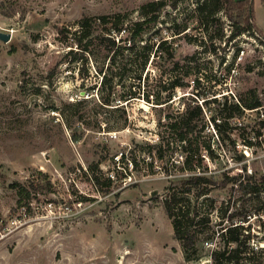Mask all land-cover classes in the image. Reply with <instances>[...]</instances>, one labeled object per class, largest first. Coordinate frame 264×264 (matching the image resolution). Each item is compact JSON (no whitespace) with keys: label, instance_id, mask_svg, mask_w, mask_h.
Segmentation results:
<instances>
[{"label":"rangeland","instance_id":"1","mask_svg":"<svg viewBox=\"0 0 264 264\" xmlns=\"http://www.w3.org/2000/svg\"><path fill=\"white\" fill-rule=\"evenodd\" d=\"M154 1L159 0H0V32L12 36L0 40V264H217L212 254L225 247L222 227L243 222L253 237L264 234V193L242 196L224 185L209 201L197 203L199 218L209 222L195 228L199 258L188 261L163 205L173 192L169 188L179 190L178 180L190 175L164 117L176 116L195 100L208 121L218 104L205 101L237 102L252 89L264 104V0H253L259 31L227 46L214 40L215 52L209 36L230 34L225 14L205 35L196 13L203 0H184L177 10L162 13L145 40L155 47L167 40L165 48L181 59L183 87L169 106L153 104L151 95L171 81L167 74L160 78V66L167 73L172 68L167 55L151 57L142 79L138 67L129 69L114 87L112 106L102 105L98 93L97 71L109 62L100 40L88 60L66 56L77 49L65 43L59 29L73 30L86 16L136 20L141 7ZM175 28L186 31L175 35ZM104 30L99 27L95 35ZM131 89L136 98L119 101ZM263 120L264 109L246 111L228 121L222 140L205 126L194 141L213 142L215 155L204 153L196 173H226L241 181L264 177V136L253 139L264 133ZM160 136L165 144L171 141L163 159L151 147ZM250 140L255 145L248 148L244 143ZM260 241L254 237L247 244L248 259L239 264L263 261Z\"/></svg>","mask_w":264,"mask_h":264},{"label":"trees","instance_id":"2","mask_svg":"<svg viewBox=\"0 0 264 264\" xmlns=\"http://www.w3.org/2000/svg\"><path fill=\"white\" fill-rule=\"evenodd\" d=\"M182 1L184 0H174L172 5H169L164 0L146 3L141 7L139 18L136 20H130L127 16L126 18L120 14L112 17L86 16L76 23V27L73 30L67 27L59 29V34L65 38V43H71L77 49H70L66 53L67 57H71L72 62H78L82 59L88 60L89 57H93V46L97 40H100L102 44L100 46L104 47L109 62L106 67L99 68L97 71L98 75L102 76L100 87L98 88V93L102 97V105H113L115 101L112 99L114 89L127 76L129 69H133L135 66L136 68L138 67L139 79H142L143 72L146 70L151 57L159 60L164 55H167V59L172 61V68L167 73L163 72L162 66H160V78L167 74L171 77V81L169 84L161 83V86H159L161 90L154 92L153 89L151 95L155 99L153 104L166 106L172 104L171 101L173 100L175 91L183 87L182 79L184 76H180L183 69L181 59L176 60V54L173 49L169 50L165 48L168 42L167 40L162 41L155 47V44H149L145 38L156 27L162 13L168 7L177 10L179 3ZM196 13L200 28L205 35L209 33L210 26L219 22L217 16L221 13L226 15L231 24L229 36L224 35L223 32L216 38L209 36V40L212 42L213 52L217 49V42L214 43V40H218V42L224 41L225 46H227L244 34L253 36L255 32L257 33L259 31L254 23L253 0H203L197 3ZM99 27H104L105 30L95 35V31ZM172 31L174 33V30ZM185 31V29L180 30L175 28V35H179ZM154 33L158 35L157 30ZM218 47H220L219 44ZM183 59H186V62L190 61V56L184 57ZM162 93L166 94L162 96ZM134 98H136V91L133 92L131 89L128 94L126 93L121 96L119 101L128 102ZM205 103L218 104L216 108L210 111L208 121H205L207 114H205L203 108L195 100L190 104H186L184 110L178 112L176 116L167 114L164 117V120L167 121L164 128L171 136H174L181 153L186 155L184 168L190 171L189 176L178 180V184L180 185L179 190L169 188L173 192L170 193V196L163 204L166 214L172 221L175 238L181 243L188 261L199 258L196 255H198L199 244L201 242L198 238L199 232L195 228H197V225L209 222V219L206 217L199 218V210L196 207L200 199L204 198L203 200L209 201V196L214 189L224 188V185L229 184L232 185V190L240 191L242 196L252 194L257 196L264 193V177L256 180L253 176H250L244 181H241V176L229 177L226 173L218 176H208V174L201 173V171L196 173V170H201L203 166L202 155L204 153L205 156L207 155L209 157L215 155L213 142H204L203 145H198V141H194L196 134L202 133L204 127L210 125L216 132L217 138L219 140L220 138L221 140L224 139L223 135L227 132L229 120L242 118L246 111H260L264 109V104L258 96L257 90H249L244 96L238 98L237 102H228L225 98V102L219 103L215 98L210 101H205ZM260 125L261 130L264 131V120ZM262 136H264V133L257 132L253 139L258 140ZM262 140L264 141V137ZM170 142L167 140L165 144V138L162 136L159 142L151 145L152 149L156 150L158 158L163 159L165 157V153L170 150ZM233 145L234 152L237 153L236 146L235 144ZM244 145L251 148L255 143L253 140H250L249 142L245 141ZM91 170L94 171L93 167H91ZM219 181H221V184ZM22 190L26 192L25 189ZM192 197L195 199V204H192ZM235 217V214L230 216L232 222ZM245 231V226L240 224V222H233L229 226L221 228L222 233H220V237L225 247L223 250L216 251L212 254L217 264H239L241 260L248 259L244 256V253L249 250L247 244L249 239H251V235H246ZM257 264H264V259L263 261H258Z\"/></svg>","mask_w":264,"mask_h":264},{"label":"built area","instance_id":"3","mask_svg":"<svg viewBox=\"0 0 264 264\" xmlns=\"http://www.w3.org/2000/svg\"><path fill=\"white\" fill-rule=\"evenodd\" d=\"M260 217L261 218H263V215L262 214H260ZM264 219V218H263ZM241 224L243 225V226H245V224L246 223H243V222H241ZM246 227V226H245ZM245 234L246 235H251V239H249V241H248V243H251V240L252 241H254V237H256V239H260L261 241V243H260V249H261V251H260V253L259 252H256L257 254L259 253L261 256H264V240H263V238H264V234L263 233H257V235H254V237H253V234H251L250 233V231H248L247 230V228H246V231H245ZM252 253L255 255V252L254 251H252ZM213 258V257H212ZM208 263H210V262H208Z\"/></svg>","mask_w":264,"mask_h":264},{"label":"water","instance_id":"4","mask_svg":"<svg viewBox=\"0 0 264 264\" xmlns=\"http://www.w3.org/2000/svg\"><path fill=\"white\" fill-rule=\"evenodd\" d=\"M11 38H12L11 34L0 32V40L4 42H9Z\"/></svg>","mask_w":264,"mask_h":264}]
</instances>
